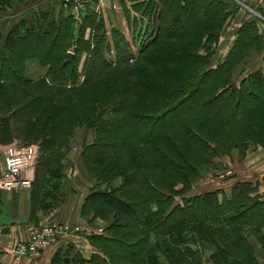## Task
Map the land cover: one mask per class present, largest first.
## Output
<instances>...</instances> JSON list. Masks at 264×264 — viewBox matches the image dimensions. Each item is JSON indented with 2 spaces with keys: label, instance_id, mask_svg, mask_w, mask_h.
Instances as JSON below:
<instances>
[{
  "label": "trees",
  "instance_id": "obj_1",
  "mask_svg": "<svg viewBox=\"0 0 264 264\" xmlns=\"http://www.w3.org/2000/svg\"><path fill=\"white\" fill-rule=\"evenodd\" d=\"M130 1L134 40L109 29L102 14L78 22L63 0H0V124L9 118L17 140L38 142L44 153L32 222L65 196L66 150L78 130L93 134L81 145L96 182L82 213L107 225L88 235L89 258L68 243L52 264H203L206 256L212 264H264L259 182L236 181L230 197L188 194L217 159L264 148V73L235 76L264 48L259 21L240 24L214 66L240 10L235 0ZM2 204L0 190V211Z\"/></svg>",
  "mask_w": 264,
  "mask_h": 264
},
{
  "label": "crops",
  "instance_id": "obj_2",
  "mask_svg": "<svg viewBox=\"0 0 264 264\" xmlns=\"http://www.w3.org/2000/svg\"><path fill=\"white\" fill-rule=\"evenodd\" d=\"M105 1V7H109V2L112 0ZM105 7L103 13L107 14L108 10L105 9ZM240 13L236 15L234 23L231 25V31L228 33L225 32L220 38L219 46L214 55V66H217L232 48L238 26L245 21L253 19L250 14L247 15L243 12V14L240 15ZM259 26L264 33V23L259 22ZM228 35H230V37ZM244 68H246V71H244ZM255 70H261L264 73V48L259 52H254L247 61L237 69L235 76L237 78H242ZM31 71L34 70L31 69ZM38 71L40 74L42 73L39 69ZM258 153L259 155L254 151H250L249 157L243 164H239V160L234 161L232 159L233 155H238L235 151L232 156H224L220 161L224 166L231 165L230 167L234 168L233 171L236 173L235 176L206 177L200 184L206 180V191L222 190L230 197L235 182L238 180H245L254 183L259 182L261 186L260 191L264 192V149H260ZM66 158L70 164L67 168L65 167L66 176L63 182L65 196L62 200L56 201L50 210L40 212L38 214L39 223L36 225L49 222H68L74 226H79L80 231L61 236L56 244L47 248L37 259L25 258L18 260L14 253V248L19 242L27 239V226L29 224H35L31 221L30 216L33 186L21 191H3V204L0 211V264H52L53 256L58 248L68 243H74L86 258H89L94 253V248L87 239L88 235L92 234V232H97L99 227H106V221L98 218L93 220L91 215H83L82 208L87 196L92 190L93 184L87 181L88 187L86 188L80 186L78 181L71 180L74 176L76 177L79 174L83 176L82 168L76 164L77 155L74 150L69 149L66 152ZM39 164L28 172L33 182H35Z\"/></svg>",
  "mask_w": 264,
  "mask_h": 264
},
{
  "label": "rangeland",
  "instance_id": "obj_3",
  "mask_svg": "<svg viewBox=\"0 0 264 264\" xmlns=\"http://www.w3.org/2000/svg\"><path fill=\"white\" fill-rule=\"evenodd\" d=\"M145 1L148 2V0H145ZM104 2L106 4V1H104ZM135 3L136 2H132L130 0H112V1L109 2L110 6L109 7L108 6L105 7V9L108 10V13L104 14L102 12V10H101L100 0H85V5L83 6V8H81L79 11H75V13L77 14V16H79V17H77L78 22H82V19L84 18V16L88 15L89 13H96V14H99V15L102 14V16L105 17L106 24H107V27L109 29L112 28V26H117L121 30H127L129 28L130 35H131L132 33L134 34V30H133L134 26H135L134 17L138 16V14L135 13V11L132 9V6ZM246 3L248 5V7H250V8L238 3L239 6H240V10L236 13V15L238 13H240V12H241L240 15H242L243 12H244V14H247V15L250 14V16L253 17V19H257L259 22L264 23V18L259 16L257 13H255L257 11V12L263 14L264 10L262 9V7H260L258 5L257 6L253 5L252 4V0H247ZM259 5H260V3H259ZM258 7L260 9H258ZM126 8L129 10L130 16H129V14L126 13ZM236 15L231 16V18L228 20V22L226 24L227 26L225 28L224 33L225 32L228 33L229 31H231L230 30L231 29V25H232V23H234V19L236 18ZM137 24H139V19H138V23ZM93 33H94V31L92 30V28L91 27H87L86 38L89 39L93 35ZM228 36L230 37V35H228ZM131 37H132V35H131ZM141 39H143V38H141ZM132 40H134L133 37H132ZM139 42L140 41H138L137 44H139ZM133 43H134V41H133ZM135 49H137L136 46H135ZM72 52H74V51H72ZM85 59H86V54L84 55L83 59L81 60V68H82V66L84 64ZM241 65H243V63ZM241 65H239L238 68ZM29 67H30V70L33 69L34 72L37 73V75L40 74V72L38 71V67H37L36 63H33V62L29 63ZM237 69H236V71H237ZM244 71H246V68H244ZM1 125H2V123L0 124V127H1ZM0 132H1V130H0ZM92 139H93V134L92 133L86 132L84 129H79L78 132H77V136L74 137V139H73V141L71 143V148H69V149H72V150L75 151V153L77 155V163L76 164H78V166L82 168V173H83V176H80V174H79L76 177L74 176L71 180L78 181V184L80 186L86 187V188L88 187V185H87L88 182L92 183L93 186L95 185L96 182L92 178H90V176L87 174L84 162H83V160L81 158V149H82L81 145H82L84 140L91 141ZM20 142H22V141H20ZM22 143H25V144H35V143H37V144H39L38 142H22ZM69 149H67L66 152ZM260 149H264V148H257L255 145H251L248 148L245 156H241L239 149H237V150H235V152H237L238 155H236V154L233 155L232 159L234 161L239 160V164H243V162L249 157L248 155H249L250 151H254L257 155H259L258 151ZM3 157H4V151H3L2 148H0V167H1L2 162H3ZM66 159H65V167L67 168V166L70 164V162L67 161ZM221 159L222 158L217 159V163H218L217 167L218 168L215 169L213 172L206 174L203 178H201L196 183V185L192 188V190L188 193L189 195H194V194L202 193L203 191H205V192L208 191V190L206 191V187H205L206 186V180L204 182H202L204 186L202 185V183L200 184V182L203 181L206 177H212V176L213 177L214 176L215 177L216 176H226V177L227 176H233L234 177L235 176L236 173L233 171L234 168L230 167L231 165L224 166V164L220 161ZM42 160H44V159H42ZM37 169H38V167H37ZM64 172H65V170H64ZM36 176H37V174H36ZM120 181L121 180L118 179L117 181L113 182V186L119 184ZM32 186H33V180H32V184H31L30 187H32ZM30 187H28V188H30ZM203 188H204V190H203ZM259 188L261 190V186H259ZM1 191L3 192V190H1ZM200 191H202V192H200ZM222 192H224V191H222ZM221 197L223 198V196H221ZM178 198H180V196H178ZM98 219H102L103 220V218H100V217H98ZM49 223H53V222H49ZM106 225H107V221H106ZM104 229H105V227H99L97 232H92V233H103ZM75 231H80V227L79 226H74L72 232H75ZM203 264H212V261H211V259L208 256H206V257H203Z\"/></svg>",
  "mask_w": 264,
  "mask_h": 264
},
{
  "label": "built area",
  "instance_id": "obj_4",
  "mask_svg": "<svg viewBox=\"0 0 264 264\" xmlns=\"http://www.w3.org/2000/svg\"><path fill=\"white\" fill-rule=\"evenodd\" d=\"M63 1L67 6L72 5L74 12L79 11L85 5V0ZM235 1L248 7L247 0ZM100 6L103 11V0H100ZM258 6L264 10V1ZM255 13L264 18L262 13L257 11ZM0 148L4 151L3 162L0 167V190L12 192L30 187L33 179L28 175V172L33 170L44 156L40 144H25L16 141L8 146H0ZM73 227V224L68 222H53L41 225L29 224L27 226V239L19 242L14 248L17 259L39 258L47 248L56 244L61 236L71 233Z\"/></svg>",
  "mask_w": 264,
  "mask_h": 264
},
{
  "label": "water",
  "instance_id": "obj_5",
  "mask_svg": "<svg viewBox=\"0 0 264 264\" xmlns=\"http://www.w3.org/2000/svg\"><path fill=\"white\" fill-rule=\"evenodd\" d=\"M74 57V53L70 52L68 54V59H67V63L68 62H72ZM17 141L16 137H15V133L11 127V122L9 118H3L2 120V125H1V133H0V146L4 147V146H8L11 145L13 143H15Z\"/></svg>",
  "mask_w": 264,
  "mask_h": 264
}]
</instances>
